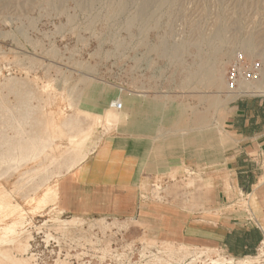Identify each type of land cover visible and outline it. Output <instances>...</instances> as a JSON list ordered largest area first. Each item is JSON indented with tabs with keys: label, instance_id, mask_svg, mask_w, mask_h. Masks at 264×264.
I'll return each instance as SVG.
<instances>
[{
	"label": "rangeland",
	"instance_id": "1",
	"mask_svg": "<svg viewBox=\"0 0 264 264\" xmlns=\"http://www.w3.org/2000/svg\"><path fill=\"white\" fill-rule=\"evenodd\" d=\"M238 54L261 66L240 95L228 87ZM159 74H191L176 84L207 98L209 127L225 106L264 98V0H0V264H264V244L237 258L163 238L149 209L135 221L56 208L58 181L120 117L110 105L123 87L155 93L168 82ZM194 177L145 200L199 212L216 192L193 189Z\"/></svg>",
	"mask_w": 264,
	"mask_h": 264
},
{
	"label": "crops",
	"instance_id": "2",
	"mask_svg": "<svg viewBox=\"0 0 264 264\" xmlns=\"http://www.w3.org/2000/svg\"><path fill=\"white\" fill-rule=\"evenodd\" d=\"M159 77L168 82L156 84L155 93L123 87L122 109L110 105L120 117L58 181L56 208L74 217L135 221L149 209L153 222L163 224V238L254 256L264 244V98L225 106L221 125L209 127L207 98L193 99V87L176 84L191 74ZM191 176L198 179L193 189L216 192L212 202L201 197L199 212L145 200V191L165 182L192 189Z\"/></svg>",
	"mask_w": 264,
	"mask_h": 264
},
{
	"label": "built area",
	"instance_id": "3",
	"mask_svg": "<svg viewBox=\"0 0 264 264\" xmlns=\"http://www.w3.org/2000/svg\"><path fill=\"white\" fill-rule=\"evenodd\" d=\"M261 77V66L259 63L248 64L243 54H238L228 74V87L237 94L245 93L242 85L246 82L258 81ZM121 110L120 102L111 105Z\"/></svg>",
	"mask_w": 264,
	"mask_h": 264
},
{
	"label": "bare ground",
	"instance_id": "4",
	"mask_svg": "<svg viewBox=\"0 0 264 264\" xmlns=\"http://www.w3.org/2000/svg\"><path fill=\"white\" fill-rule=\"evenodd\" d=\"M143 10V9H142ZM52 190V191H51ZM55 191L54 189H49L45 194L44 196L42 197L43 199H50V200H53L55 199ZM43 200H40V203L42 202ZM16 224V223H15ZM216 263V262H215Z\"/></svg>",
	"mask_w": 264,
	"mask_h": 264
}]
</instances>
